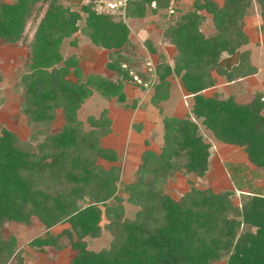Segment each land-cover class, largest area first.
<instances>
[{
    "label": "trees",
    "instance_id": "1",
    "mask_svg": "<svg viewBox=\"0 0 264 264\" xmlns=\"http://www.w3.org/2000/svg\"><path fill=\"white\" fill-rule=\"evenodd\" d=\"M254 2L264 27V0H192V7L177 15L175 8L174 21L163 31L164 43L175 48L173 66L159 59L151 99L165 98L167 78L177 76L192 95L193 117L201 119L216 141L241 147L264 176V94L257 91L250 101L240 102L234 94L202 93L216 83L212 70L227 82L255 71L249 52H238L248 42L243 18ZM169 5L170 0H130L126 13L141 17L148 9L155 13ZM207 15L212 25L209 34L202 30ZM30 23L34 26L30 54L15 88L21 91L22 113L37 128L27 140L0 129V264H25L21 250H15V236L3 234L2 226L7 221L30 224L33 216L47 231L32 238L29 246L54 252L70 247L74 255L67 264H212L222 257L225 264H264V193L259 188L243 192L239 166L231 174L235 189L243 192L239 204L232 199L233 190L213 192L191 185L180 199L161 191L166 174L174 169L198 176L208 169L210 144L189 116H163L159 153L145 150L135 180L123 184L127 200L139 209L134 219L121 217L122 199L114 195L118 168L104 169L96 163L97 158L111 162L118 158L113 148L99 144L111 120L103 110L98 118H87L93 128L84 131L77 110L92 88L124 102V80L138 79L132 61L139 54L132 48L122 16L97 13L90 4L78 11L57 0H0L1 43L21 40ZM77 31L93 45L109 50L106 68L114 76L90 74L81 79L77 56L64 58L59 49L63 38ZM222 54L235 56V62L221 64ZM71 73L75 80L69 78ZM139 81L147 87L150 78ZM58 111L64 122L60 129L50 130ZM111 197L119 203L105 204ZM103 212L109 218L104 227L112 240L107 248L88 249L84 238L99 236ZM60 222L69 227L55 235L48 232Z\"/></svg>",
    "mask_w": 264,
    "mask_h": 264
},
{
    "label": "rangeland",
    "instance_id": "2",
    "mask_svg": "<svg viewBox=\"0 0 264 264\" xmlns=\"http://www.w3.org/2000/svg\"><path fill=\"white\" fill-rule=\"evenodd\" d=\"M11 2L12 0H4ZM62 6L71 10L80 11L81 7L87 4L91 5L93 0H57ZM222 3L223 0H216ZM154 3L151 4L153 8ZM192 7V0H178L176 3L177 12L186 11ZM44 7L41 10L43 13ZM40 13V12H39ZM172 15H168V8H160L155 13L148 9L144 16L125 15L122 19L129 28V38L132 42V48L139 54L132 61L134 72L137 77L128 78L123 82V91L125 101L119 102L114 97L107 98L99 91L92 88L91 95L77 110V119L82 122V129L89 131L93 127L87 121L89 116L99 117L103 110L110 118V130L105 135L99 137V144L102 147L113 148L118 158L111 162L102 158H97L96 163L104 169L111 166L118 168L119 182L115 197L121 200L123 206L122 218L134 219L139 207L127 200L128 193L123 190V184L135 180V171L141 163L142 153L145 150H153L159 153L163 143V116H189L197 125L198 131L203 139L210 144L208 169L203 175L185 172L183 168H177L167 173L160 189L174 199H180L187 192L191 185L199 189H210L213 192L224 190H233L232 199L235 203H240L241 193L247 192L251 188H259L264 193V176L259 170H256L246 158V154L239 146L216 141L210 131L201 123V119H195L191 113L192 95L188 94L179 83L177 76L172 75L167 78L169 83L167 96L162 99L152 101L154 90L155 66L162 60L173 66V56L175 48L171 44L164 43L163 31L174 20ZM207 20L202 25L205 34L212 32V25L207 15ZM243 29L248 37V42L238 49V52L247 50L249 52V61L259 66V71L253 75L248 74L244 81L239 84L229 85L224 76L219 75L212 70L211 75L216 79L214 86L202 91L205 96L220 94L227 96L234 94L238 101H250L253 94L260 91L264 94V27L260 18L259 8L254 2L248 15L244 18ZM82 26L83 20L77 22ZM33 24L30 23L23 38L15 43L0 42V129L6 128L14 131L22 140H27L29 135L37 128V125L28 122L26 116L22 113L21 91L16 89L15 85L24 72V64L29 57V42L32 36ZM151 42L155 52L148 48V42ZM59 49L64 58L71 54L77 56V61L82 72V80L90 74H102L105 76H114V72L106 68L109 50L93 45L88 36L77 31L70 37H65L60 43ZM160 59V60H159ZM235 62V56L222 54L221 64L230 66ZM72 70V68H71ZM72 72V71H71ZM152 75H150V74ZM141 74V75H140ZM150 76V77H149ZM150 78L147 87H141L138 82L140 78ZM69 78L75 80L73 73ZM244 84V86H243ZM242 85L241 94H237V88ZM235 91V92H234ZM236 93V94H235ZM264 98V95L263 97ZM264 112V109H263ZM64 120L61 112L58 111L56 118L50 125V130L60 129ZM230 166H229V165ZM231 165H234L231 166ZM235 166H239V178L244 182V191L235 189L231 174L235 171ZM121 182V184H120ZM111 197L105 204L115 206L119 203ZM104 210V206L99 204ZM30 224L16 221H7L2 226L3 234H11L16 238L15 250H21V255L25 264H67L74 255L70 248H63L59 252L51 249L43 251L29 246L28 242L39 235H44L47 231L42 222L35 216L31 218ZM109 222V218L102 213L101 232L98 237H85L88 249L98 251L107 248L112 240V235L104 227ZM69 227L67 222H60L48 229V232L55 235L64 228ZM243 228V227H242ZM253 229V228H252ZM212 264H225V257Z\"/></svg>",
    "mask_w": 264,
    "mask_h": 264
},
{
    "label": "built area",
    "instance_id": "3",
    "mask_svg": "<svg viewBox=\"0 0 264 264\" xmlns=\"http://www.w3.org/2000/svg\"><path fill=\"white\" fill-rule=\"evenodd\" d=\"M130 0H93L92 10L101 14H117L124 16ZM176 0H170L168 15L173 14L176 8Z\"/></svg>",
    "mask_w": 264,
    "mask_h": 264
},
{
    "label": "crops",
    "instance_id": "4",
    "mask_svg": "<svg viewBox=\"0 0 264 264\" xmlns=\"http://www.w3.org/2000/svg\"><path fill=\"white\" fill-rule=\"evenodd\" d=\"M250 63H251V65H253L254 67H255V72L253 73V75H255L258 71H259V66L257 65H254V64H252V62L250 61ZM252 75V74H251ZM249 76V75H248ZM247 77V76H246ZM246 77H242V78H239V79H236V80H234V81H231V82H227V84H229V85H231V84H233L234 82L236 83V81L238 80V82H239V84L240 83H242V81H244V79H246ZM242 85H239V87L237 88L238 90H237V94H241V87ZM243 86H244V84H243ZM235 92V91H234ZM235 93V94H236ZM236 98H237V96H236ZM238 100V99H237ZM178 117V116H177Z\"/></svg>",
    "mask_w": 264,
    "mask_h": 264
}]
</instances>
